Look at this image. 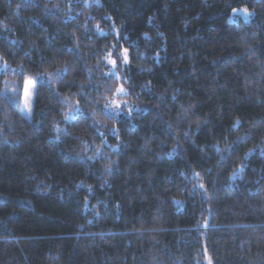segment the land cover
<instances>
[{
    "label": "trees",
    "instance_id": "16d2710c",
    "mask_svg": "<svg viewBox=\"0 0 264 264\" xmlns=\"http://www.w3.org/2000/svg\"><path fill=\"white\" fill-rule=\"evenodd\" d=\"M0 58V264H264V0H0Z\"/></svg>",
    "mask_w": 264,
    "mask_h": 264
},
{
    "label": "snow or ice",
    "instance_id": "6c2138e0",
    "mask_svg": "<svg viewBox=\"0 0 264 264\" xmlns=\"http://www.w3.org/2000/svg\"><path fill=\"white\" fill-rule=\"evenodd\" d=\"M233 13H235L236 15H241L243 14L245 20H247L248 16L251 15L247 9H241V10H237V9H233ZM234 19V17L232 18ZM0 61H2V58H0ZM128 61V57H127V50L125 49V53H124V62L127 63ZM109 63H111L113 66H114V69H115V66H116V60H113V59H109ZM7 68V62L6 61H3L2 63V66H0V71H3L4 69ZM113 76H115V71L113 70L112 73H111ZM52 75L53 74H49V79H48V82L51 83V78H52ZM118 78V77H117ZM43 77H40L38 78V80H42ZM33 88H34V83L33 81L31 80H25V83H24V105H23V111L28 114L31 112V107H32V92H33ZM117 93L119 94H123V95H127L125 89L123 87H120L118 88L117 90ZM3 96V98L5 100H9V101H12L13 103L15 102L12 98V95L9 94V92L7 90H5L2 94H0ZM114 106V110L116 111V114H119V111L121 110V105L119 103H116L115 101H113L111 104H106L105 105V113L108 112V110L110 108H113ZM80 107H79V104H76L74 106H71L69 108V111L65 114L64 116V120L65 121H71V120H74L76 119V114L78 112H80ZM129 114H130V110H129ZM92 117H93V122L94 124H96L97 122L95 121L94 117L96 115V113H92L91 114ZM30 118V116H29ZM237 123H239V121H237ZM236 125H234L235 127ZM113 132V134H116L117 130L116 129H112L111 130ZM101 135L103 136V133H101ZM97 155H100L102 156L103 153H101L99 150H97ZM198 175V174H197ZM198 187L200 188H203L204 186L202 184L198 185ZM209 264H211V261H209Z\"/></svg>",
    "mask_w": 264,
    "mask_h": 264
},
{
    "label": "rangeland",
    "instance_id": "374dc122",
    "mask_svg": "<svg viewBox=\"0 0 264 264\" xmlns=\"http://www.w3.org/2000/svg\"><path fill=\"white\" fill-rule=\"evenodd\" d=\"M241 9H246V8H237V10L239 11V10H241ZM248 12L250 13V11L248 10ZM251 14V13H250ZM234 17V19H232ZM237 17H240V18H242L243 20H245V18H244V16H243V14H241V15H236L235 13H233V11H232V13H231V15H230V18H229V20L230 21H234V20H236L237 19ZM249 17H250V15L248 16V18H247V20L249 19ZM26 80H31V79H26ZM31 81H33V80H31ZM24 83H25V81H24ZM24 83H23V86H22V92H21V102H20V110H21V113L24 115V117L25 118H27V119H31V115H32V107H31V112L30 113H28V114H26L24 111H23V105H24ZM33 83H34V81H33ZM34 88H35V83H34ZM34 88H33V92H32V105H33V98H34ZM115 101V100H114ZM116 102V101H115ZM111 103H112V101H111ZM110 103V104H111ZM116 103H118V102H116ZM113 108H114V106H113ZM112 108H110V110H111ZM29 116H30V118H29Z\"/></svg>",
    "mask_w": 264,
    "mask_h": 264
}]
</instances>
